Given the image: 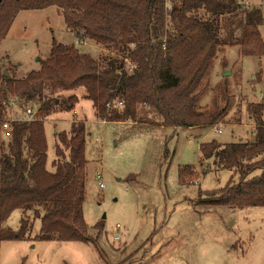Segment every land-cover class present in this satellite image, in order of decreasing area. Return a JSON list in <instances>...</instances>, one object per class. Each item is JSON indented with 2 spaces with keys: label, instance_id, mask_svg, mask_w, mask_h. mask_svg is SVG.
<instances>
[{
  "label": "trees",
  "instance_id": "1",
  "mask_svg": "<svg viewBox=\"0 0 264 264\" xmlns=\"http://www.w3.org/2000/svg\"><path fill=\"white\" fill-rule=\"evenodd\" d=\"M51 6L76 42L53 40L40 68L22 78L0 70V129L10 99L22 108L34 106L36 117L11 121L8 138L0 133V245L30 238L29 215L17 229L5 224L15 209L40 219L32 239H90L83 216L89 134L85 120L73 119L69 130L56 132L55 159L47 165L44 120L55 112L74 111L79 101L74 90L83 88L82 96L92 101L101 121L211 127L230 105L225 76L208 105L199 102L209 87L213 60L226 45H237L243 55L264 53L261 7L244 0H175L170 11L165 0H2L0 41L19 11ZM83 42L99 46L102 54L82 51L77 45ZM119 101L120 106L113 105ZM247 107L254 125L251 138L199 144L201 161L212 159L213 167L233 171L223 187L200 191L203 205L264 206V105L249 102ZM178 174L187 183L194 168L185 165ZM95 228L99 233L103 222Z\"/></svg>",
  "mask_w": 264,
  "mask_h": 264
},
{
  "label": "rangeland",
  "instance_id": "2",
  "mask_svg": "<svg viewBox=\"0 0 264 264\" xmlns=\"http://www.w3.org/2000/svg\"><path fill=\"white\" fill-rule=\"evenodd\" d=\"M263 1L244 3L261 7ZM259 30L264 41V21ZM53 40H76L56 7L19 11L0 41V70L14 78L38 70ZM77 46L91 55L102 54L92 42ZM225 70L227 75H223ZM224 76L230 105L215 124L220 126L219 133L212 127L105 123L95 116L92 101L82 96L83 88L74 90L79 96L74 111L55 112L44 120L47 165L50 168L55 159L56 132L69 130L73 119L85 120L89 134L83 216L90 239H32L40 219L15 209L5 224L17 229L20 219L29 215L30 238L2 241L0 264H264V206L230 208L199 202L200 191L223 187L233 173L213 167L212 159L201 161L199 144L251 138L253 121L247 105H264V53L243 55L237 45H226L213 60L209 87L199 101L202 106L208 105ZM15 107L7 109L8 115L23 110L18 101ZM185 165L192 166L194 174L182 183L178 173ZM97 171L103 187L95 178ZM99 221L103 228L98 233L95 224Z\"/></svg>",
  "mask_w": 264,
  "mask_h": 264
},
{
  "label": "built area",
  "instance_id": "3",
  "mask_svg": "<svg viewBox=\"0 0 264 264\" xmlns=\"http://www.w3.org/2000/svg\"><path fill=\"white\" fill-rule=\"evenodd\" d=\"M2 0H0L1 2ZM174 4H175V0H165V8L167 11H170L173 7H174ZM261 13H262V18H263V21H264V1L261 5ZM15 102L16 100L15 99H10V103L8 105V109L10 111H13L15 110ZM114 106L116 105H121V102H114L113 104ZM23 110L21 112H19L17 115H15L14 113H11L10 115H7L2 123H1V129H0V133H1V136L3 138H8L11 134V121H15V120H21V121H29V120H34L36 119L35 117V109L30 107V106H27L26 108H22ZM102 122H106L105 120H103ZM213 131L214 132H221V129H220V126L218 125H213L211 126ZM95 178L98 180V184H99V187H103V183L100 181L101 179V172L97 171L95 173ZM118 236H115V239H117Z\"/></svg>",
  "mask_w": 264,
  "mask_h": 264
},
{
  "label": "crops",
  "instance_id": "4",
  "mask_svg": "<svg viewBox=\"0 0 264 264\" xmlns=\"http://www.w3.org/2000/svg\"><path fill=\"white\" fill-rule=\"evenodd\" d=\"M75 42H76V40H75ZM88 44L89 42H83L82 44ZM94 44V43H93ZM94 46H95V48H100L99 46H97V45H95L94 44ZM224 61L222 60L221 61V63H223ZM225 69H227V68H225ZM222 70H224V68H222ZM225 71H227V70H225ZM224 71V72H225ZM105 123H109V122H105ZM110 123H130V121H127V122H110ZM133 123V122H132ZM136 124V123H135ZM150 125V124H149ZM158 126V125H157ZM251 126L252 127H254V125L253 124H251ZM159 127H164V126H159ZM191 128H200V127H191ZM252 132H253V129H252ZM248 139H249V137H248Z\"/></svg>",
  "mask_w": 264,
  "mask_h": 264
},
{
  "label": "water",
  "instance_id": "5",
  "mask_svg": "<svg viewBox=\"0 0 264 264\" xmlns=\"http://www.w3.org/2000/svg\"><path fill=\"white\" fill-rule=\"evenodd\" d=\"M228 73H229V71H225V72L223 73V75H227ZM4 74L7 75V72L4 71Z\"/></svg>",
  "mask_w": 264,
  "mask_h": 264
}]
</instances>
